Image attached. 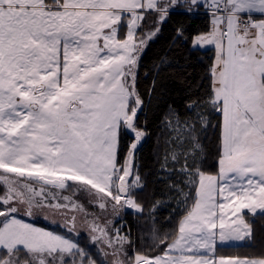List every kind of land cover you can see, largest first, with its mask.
<instances>
[{
    "label": "snow or ice",
    "instance_id": "1",
    "mask_svg": "<svg viewBox=\"0 0 264 264\" xmlns=\"http://www.w3.org/2000/svg\"><path fill=\"white\" fill-rule=\"evenodd\" d=\"M176 15L207 22L174 29L189 57L213 55L204 94L164 121L166 198L149 204L138 198L149 136L139 116L156 85L140 92V61ZM213 127L209 174L202 137ZM162 205L170 231L156 219ZM128 210L147 235L133 233ZM257 216L264 0H0V264H264V249L221 254L255 246ZM49 217L63 233L29 222Z\"/></svg>",
    "mask_w": 264,
    "mask_h": 264
},
{
    "label": "trees",
    "instance_id": "2",
    "mask_svg": "<svg viewBox=\"0 0 264 264\" xmlns=\"http://www.w3.org/2000/svg\"><path fill=\"white\" fill-rule=\"evenodd\" d=\"M206 23L203 19L193 21L187 16H173L157 41L150 45L146 56L140 61L138 77L140 92L149 91L153 83L156 85V92L151 96L150 105L139 116L141 127H146L149 134L147 142L143 144V148L137 155V163L146 182V187L140 192L138 198L144 203L150 204L154 199L165 200L166 198L167 189L160 182L158 164L160 146L163 143L161 129L164 127L165 119L169 118L170 108L183 112L185 101L203 95L208 84L206 77L210 58L213 55L212 51H208L206 55L203 52L197 54L201 57L202 63L195 58H190L189 50L183 46L182 42L174 39V29L182 24L185 27L191 25L193 31L202 30ZM217 120L218 116L213 119V125L217 123ZM217 138L218 132L215 127L209 129L206 136L202 137L206 158L203 167L207 173L215 174L217 171ZM125 139L131 141L132 135L129 134ZM168 199L170 201V198ZM171 214L172 209L167 205H162L156 210V219L168 231L175 224V221L172 225L168 224ZM125 219L131 225L134 234L142 228L147 235V225L144 221L138 225L131 210H128ZM254 227L256 229L254 247L227 248L224 250L225 254L227 256L247 255L264 249V218L257 216Z\"/></svg>",
    "mask_w": 264,
    "mask_h": 264
},
{
    "label": "rangeland",
    "instance_id": "3",
    "mask_svg": "<svg viewBox=\"0 0 264 264\" xmlns=\"http://www.w3.org/2000/svg\"><path fill=\"white\" fill-rule=\"evenodd\" d=\"M209 174H213V173H209ZM52 219H53L52 217H49L48 220H45L43 218H31L29 220V222H33L36 224V226L46 228L47 230H52V231H55L57 233H63V231H64L63 228L62 227H55L51 222ZM55 219L60 220L59 217H56ZM38 221H40V222H38ZM60 222H61V224L63 223L62 220H60ZM80 242H81V244L86 245L88 243V238L82 234L80 237ZM230 248L236 249L237 247H230ZM225 249H227V248H225ZM225 249L221 250V254L227 256L224 252Z\"/></svg>",
    "mask_w": 264,
    "mask_h": 264
}]
</instances>
